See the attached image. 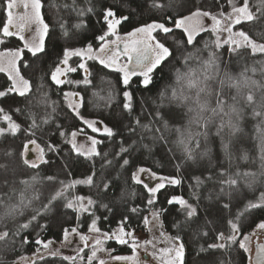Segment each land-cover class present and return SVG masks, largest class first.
<instances>
[{
	"label": "snow or ice",
	"instance_id": "obj_1",
	"mask_svg": "<svg viewBox=\"0 0 264 264\" xmlns=\"http://www.w3.org/2000/svg\"><path fill=\"white\" fill-rule=\"evenodd\" d=\"M231 11L225 14L223 11L214 14L208 10L196 8L194 11L182 4L181 0H121L120 4L106 5L99 13L106 31L103 34L94 37L100 41L98 48L93 49L92 44H87L82 48H64L61 50L62 59L55 63L54 70L47 71L49 56L46 48V37L49 36V25L44 22L41 13L43 7L41 0H3V11L6 15V20L0 24V45L6 44L11 38H16L22 42V47L7 48L0 50V72L7 74V82L0 85V105H5L8 108L13 107L16 97L28 98L32 92V84L29 79H26L20 73L19 61L22 60L24 51L30 53L31 64L25 62V67H30L33 72H41L43 75L54 82L56 85H62L66 81L61 77H66L68 73L77 71L76 67L69 65V59L72 56L83 59L87 56L88 59H96L105 67L114 68L122 73L123 101L122 112L125 115L132 113L133 109V92L129 90L133 77H140V85L143 88H148L153 83V73L164 65L165 61L171 63V60L177 59L172 49L166 46L165 42L157 38L160 34L165 40L168 34H174L176 30H180L186 37L184 43L188 46L194 44L196 35L201 32L211 31L216 34V38L211 45L204 44L202 48H195L192 51L185 49L180 53L181 67L177 68L174 73V80L158 94L156 109L149 115L153 116V120L149 124H141L139 118L130 122L128 132L130 136H137L139 139L133 140L129 147L134 150L135 146H142L145 149H150V145L143 144L145 133L152 134V141H163L164 135L159 127H156L157 119L162 124L165 131L169 129L168 121H173L175 131L178 133L176 144L181 148V160L186 171H201L208 174L201 179V176L194 177L195 184L189 185L193 189L192 197L195 203H190L183 196H172L166 201L167 205L179 206L180 211L178 216L182 215L183 219L173 221V225L181 231L186 230V234L195 237H208L214 242L207 243L206 247L201 246L199 252L196 253L198 260L196 264H231L229 256L232 254L233 246H238L248 253V264H264V244L257 243L255 255H252L250 244V236L241 233V217L245 213L254 211L264 212V190L259 192V195L253 200H248L242 211L238 212L234 220H227V225L230 228L229 234L219 230V221L224 219L223 214L235 207V201H238L243 189L255 190L259 185L264 188V59L256 61L255 66L249 67L247 64L243 66L242 71L233 75L228 71V66L231 63L232 54L243 59L241 50H248L251 56L257 54L264 56V0H258V3L250 6L249 0H242L240 6H237L234 0H228ZM124 5H128L125 10ZM135 5V8L131 7ZM68 7V5H65ZM71 7L75 8L78 16H83L85 12H93V7L79 9L76 7L75 0ZM145 7L159 9L163 15L159 19H153L150 23H142L134 27L132 31L126 35L129 38L122 42L121 36L118 34V26L128 22ZM253 7L255 10H253ZM22 9V12H17ZM179 9V11H177ZM171 10V14L169 11ZM185 12L187 14H185ZM204 18L211 21L210 27H206L203 23ZM195 20V25L191 22ZM226 21V23H222ZM37 26V36L26 38L25 31H31L30 25ZM243 25L237 31L233 29ZM83 27V23L77 24L74 28ZM252 32L257 39L253 38ZM226 33V37L221 39V34ZM65 35L69 39L72 38L65 29ZM75 35V33H73ZM109 37L115 39L109 40ZM228 46V58L222 59L218 54V50ZM98 53L93 55V53ZM206 53V56H205ZM171 58V59H170ZM123 60V63L121 62ZM79 69L87 72L84 63L78 65ZM259 78H256V77ZM43 79V76L41 77ZM89 83L87 79L84 81ZM68 83H73L68 81ZM78 83V82H76ZM235 94H231L232 90ZM65 98L72 97L75 103L69 105L71 113L75 117H79L84 125L93 133L102 134L108 138L117 136L114 127L104 124L103 121H94L83 119L80 116L78 107L82 106L83 98L77 92L65 93ZM111 97H109L110 99ZM214 101V106H213ZM166 102V103H165ZM15 111L21 115L25 113L16 108ZM0 119L6 122V126L0 127V139L7 140L8 138L20 139L19 145L4 151L0 154V170L5 173L14 172L16 166H23L32 170L41 169V167H55L59 172L66 176H71L73 170L86 167L88 172L83 175V178H75L70 180H59L56 174L48 175L43 179L59 184V188L55 195L52 196L41 209L35 210L34 214L24 223H20L14 230L5 226L4 230L0 231V241H9L12 244L16 243L17 237H21V233L28 230L30 227L35 230L39 228L42 231L49 225L41 223L40 220L47 221L49 218L53 220L62 210H71L73 213L89 214L95 216V210L100 206V203L105 198H110L113 194V181L107 179L104 175V170L109 166L123 167L129 164V159L125 158L130 155L129 148L124 147L121 140L120 150L114 154L115 157H120V160L114 161L107 159L108 154L98 150L97 145L103 143L102 140H97L95 137H86L90 141L88 147L77 143V136L83 133V129L65 132L60 127H56L53 135L65 137L64 143L68 145L67 152L64 151L59 144L49 141H40L36 139L37 130L41 135H46L47 132L37 124L34 116L31 113L26 115L22 127L20 123L13 120L12 115L8 114L5 107L0 106ZM51 114H49L50 116ZM250 116L257 123L255 128L261 134V164L258 171H237L229 173L225 169L218 170V175L221 179H214L212 169L215 167L210 161V149L207 147L211 128H215L214 135L220 138L221 146L225 157H230L229 142L225 141V135L231 138L238 137L242 132V122L245 117ZM117 123L122 126V118H118ZM133 123L139 126L133 127ZM42 124H49V118H45ZM97 125H100L99 127ZM197 129L193 131V129ZM48 131H52L51 128ZM18 134H20L18 136ZM201 139L205 141V148L201 149ZM101 158L100 174L97 175L96 159ZM247 159V157H244ZM208 159V163L204 161ZM180 168L181 165H177ZM142 176H147L148 181H157L150 186L149 182L142 179ZM132 178L136 184L142 185L149 193L148 205L155 204L156 194L168 185H180L182 179L179 176H159L150 168L139 167L135 173H132ZM36 179L35 176L32 178ZM7 179L4 183L7 184ZM208 182L213 187L208 191L206 197H202L199 189L205 186ZM28 184V181H23ZM87 186L96 189V198L86 194H76L73 190L77 186ZM243 186V187H242ZM123 194H121V199ZM30 201H26L23 193L20 196L19 202L16 205H4L3 213L0 218L14 217L23 215V208L27 207ZM108 210H111L108 204H103ZM132 213L138 211L137 208L130 209ZM166 211L161 208L158 212L152 213V219L155 221V226L161 229V236H164L163 224L160 223V216ZM127 222L125 216L121 220V225ZM144 224L149 225L150 221L147 217L143 218ZM203 229H208L204 231ZM256 229L260 233H264V220H261ZM63 242L71 244L70 237L76 236L83 247L77 246L75 256H65L64 260L70 261L71 264H76L77 258L84 260L82 253L84 248L88 247V237L81 234L78 228H62ZM89 232L96 233L97 238L95 245L91 248L90 255L87 256V264H108L106 259L97 255L100 251H105L103 248L106 240L115 239L119 244H129V239L132 237V232L125 231L121 226L118 232H101L96 226V220L93 219L89 227ZM256 233L253 232L252 235ZM242 237V238H241ZM169 247L156 249L152 241H145L143 245L137 244L135 241L131 243L133 256L112 255L114 250H106L109 258L113 262L135 261V264H140L139 258L136 255L137 248L142 247L153 261H158L159 264H185V243L180 235L174 237H166ZM21 243H29L27 235L21 237ZM54 241H41L37 239L35 244L47 251V254L52 256L57 255V252L50 250V245ZM148 245H152V251H149ZM225 251L227 255H225ZM37 256L40 259L44 258V254L37 248ZM223 257V258H221ZM28 264H35V261L29 260ZM147 264V261L144 262Z\"/></svg>",
	"mask_w": 264,
	"mask_h": 264
},
{
	"label": "trees",
	"instance_id": "obj_2",
	"mask_svg": "<svg viewBox=\"0 0 264 264\" xmlns=\"http://www.w3.org/2000/svg\"><path fill=\"white\" fill-rule=\"evenodd\" d=\"M42 9L41 13L44 18V22L49 25V36L46 37L45 43L49 56L47 71L54 70L55 63H58L62 59L61 50L64 48H82L87 44H92L93 48H98L100 41L94 39V37L103 34L106 31L105 25L99 15L101 10L106 5L120 4L121 0H75L76 7L79 9H86L93 7V12H85L83 16H78L75 8L71 7L73 0H41ZM152 0H149V4ZM167 3V0H164ZM187 8L195 10L201 8L202 10H208L213 13H219L223 11L228 13L231 7L228 0H181ZM237 6H240L242 0H234ZM250 6L258 3V0H249ZM68 5V7H65ZM135 8V5H131ZM127 10L128 5H124ZM253 10L255 8L253 7ZM171 14V10H167ZM179 11V9H177ZM185 14H187L185 12ZM163 15V12L159 9H152L145 7L138 12V14L132 19L131 23L125 22L118 26V34H127L132 31L134 27L139 26L142 23H150L153 19H159ZM6 15L3 11V0H0V24L5 22ZM83 23V27L76 29L75 25ZM243 25L236 26V29L242 28ZM65 29L70 36L65 35ZM75 33V35H73ZM254 39L258 42H262L252 32ZM157 38L166 43V46L173 50L177 59L171 60V63L165 61L164 65L158 68L153 73V83L148 88H143L140 85V77H133L129 90L133 92V111L129 115H125L122 112L123 101V84L122 73L116 71L114 68L105 67L101 65L98 60L94 59L88 62L87 69L89 77L85 78L80 71L74 73V78L79 80V84L75 87V90L83 98L82 106L78 111L83 119L103 121L104 124L114 127L117 132V136L108 138L104 135H99L100 140L103 143L98 145V150L102 153H107V159H111L116 163V160H120V157H115L114 154L120 150L121 140H123L124 147L129 148L130 155H126L125 158L129 159V164L123 167L109 166L104 170V175L107 179L113 181V194L110 198H105L100 203V206L95 210V216H91L87 213L79 214L73 213L71 210H62L60 214L53 220L49 218L47 221L41 219V223H47L49 226L43 231L39 228L33 230L30 227L25 232L21 233V237L28 236L29 243L23 244L20 242L21 237H17L16 243L12 244L9 241H0V264H28L29 260L35 261V264H71L70 261H66L63 257L69 254L52 256L47 254V251L42 247L35 244L37 239L41 241H54L53 244H59L63 241L62 228H78V231L85 234L92 223V220H96V226L101 232H114L117 228L123 226L125 230H133L137 232L145 231L146 225L143 222V218L146 217L150 211H160L161 208L166 211L160 216L165 231L172 237L177 234L181 236L182 241L185 243V264H196L201 246L206 247L207 243L214 242L211 238V234L208 237H193L186 234L185 231L178 230L173 221H179L183 219V216H178L180 211L179 206H170L166 204V201L172 196H183L188 199L190 203H195L192 197L193 189L189 185L195 184L194 177L201 176L203 179L208 173L201 171H186L181 160V148L177 146L176 141L178 139V133L175 131V125L173 121H168L169 129L165 131L162 124L157 119L156 127L161 129L164 135L166 143L163 141H152V134L145 133V139L143 144L150 145V151L142 146H135L134 150L129 147L133 140L139 139L137 136H130L128 132V125L130 122L139 118L141 124H149L153 120V116L149 115L153 113L159 103L157 97L158 94L170 85L174 80V73L177 68L181 67V61L179 59L180 53L185 49L192 51L195 48H202L204 44L211 45L215 40V37L211 31L201 32L195 36L194 44L188 46L184 43L186 37L180 31L176 30L174 34H168L166 40L157 34ZM129 39V38H128ZM127 39V40H128ZM4 47L16 48L22 47V42L16 38L9 39L6 44L0 45L2 50ZM218 54L222 59H227L229 56L228 46L218 50ZM243 59L238 58L232 54L231 63L228 66V71L233 75L242 71L243 66L247 64L249 67L255 66V62L264 59V56L257 54L251 56L248 50H241ZM206 56V53H205ZM30 53L27 50L24 51L23 58L19 62L20 73L26 79H29L32 84V92L26 99L24 97H16L12 108L5 107L8 114L12 115L13 120L20 123L22 127H26L24 120L28 113H31L37 124L47 132L46 135H41V132L37 130L36 139L38 142L44 140L52 143L59 144L65 152L68 150V145L64 143L65 137L58 135L54 136L53 132L56 127H60L65 132L73 130L83 129V133H88L89 129L84 125L79 117H75L71 113V108L66 102L65 93L67 87L56 85L52 82L48 76L43 75L41 72H33L30 67H25V62L31 64ZM171 59V58H170ZM43 76V79L41 78ZM256 78H259L258 76ZM85 79L89 83H85ZM7 82V74L0 72V85ZM69 89V88H68ZM231 94H235L233 89ZM109 97H111L109 99ZM166 103V102H165ZM214 106V101H213ZM16 108L21 109L25 115H21L15 111ZM49 114H51L49 116ZM2 115V114H0ZM49 118V124H42L45 118ZM118 118H122L123 125L120 126L117 123ZM256 121L251 119L250 116L245 117L242 122L243 132L235 138H231L225 135V141L229 142L230 157H225L224 151L221 146L220 138L214 135L215 128L212 127L207 147L210 149V161L215 167L212 169L214 179L219 180L218 170L225 169L229 173H235L237 171H258L261 164V134H259L255 128ZM5 121L0 119V126H4ZM99 126V125H98ZM133 127L139 126L133 123ZM51 128L52 131H48ZM197 129H193L196 131ZM20 134H18L19 136ZM20 139L8 138L7 140L0 139V154L8 149L19 145ZM205 148V141L201 139V149ZM247 157L245 159L244 157ZM2 159V157H0ZM96 159L97 175L100 174V165L102 163L101 158ZM208 163V159L204 161ZM177 165H181L177 168ZM139 167L150 168L156 172L159 176H179L182 179L180 185H168L164 189H161L157 194L154 205H148L149 193L144 189L142 185L136 184L132 178V173H135ZM88 172L86 167H80L73 170L71 176H66L55 167H41L38 170H32L23 166H16L14 172L5 173L0 170V216L3 213L4 205H16L19 202L20 196L23 193L26 201H30L27 207L23 208V215L14 217L0 218V231L4 230L5 226L9 229H15L20 223L26 222L34 214L35 210L41 209L42 206L48 202V200L55 195L56 191L60 187L59 184H53L44 177L48 175L56 174L59 180H70L75 178H83V175ZM33 176L36 177L33 180ZM147 182V176H142ZM7 179V184L4 183ZM28 181V184L23 183ZM157 183V181H150V186ZM212 185L205 182V186L201 187L198 191L202 197H206L208 191L212 189ZM243 187V186H242ZM264 190L259 185L255 190L243 189L238 201H235V207L226 211L223 216L224 219L219 221V230L225 231V234H229L230 228L227 225V220H234L236 214L243 210L248 200H253L259 195V192ZM76 194L91 195L96 198V189L89 188L87 186H77L73 190ZM121 194L123 198L121 199ZM103 204H108L111 210L103 207ZM137 208L136 213H132L130 209ZM127 217V222L121 225V220ZM264 220V212L254 211L252 213H245L244 217H241V233L243 235L252 233L256 230V225ZM207 231L208 229H203ZM52 244V245H53ZM54 246V245H53ZM40 248V252L44 254V258L40 259L37 256V248ZM105 247L107 249L114 250V254L127 255L132 252V248L128 244H119L116 240H106ZM52 248V247H51ZM87 251H85L86 253ZM225 255L227 252L225 251ZM223 258V257H221ZM231 264H248V253L243 249H239L238 246H233L232 254L229 256ZM77 264V261H76Z\"/></svg>",
	"mask_w": 264,
	"mask_h": 264
},
{
	"label": "rangeland",
	"instance_id": "obj_3",
	"mask_svg": "<svg viewBox=\"0 0 264 264\" xmlns=\"http://www.w3.org/2000/svg\"><path fill=\"white\" fill-rule=\"evenodd\" d=\"M22 11H23L22 9H18L17 10L18 13L22 12ZM225 14H227V13H225ZM191 23L193 25H195L196 22H195V20H193ZM203 23H204V25L206 27H210V25H211V21L208 18H204ZM222 23H226V21H222ZM30 27H31V31L27 30V27H26V31H25L26 38H31V37H34V36L38 35V33L36 31L37 26L35 24H32V25H30ZM237 30L238 29H236V27L233 29V31H237ZM119 35L121 36V40H127L128 39L126 34H119ZM213 35L216 38V34L213 33ZM226 35H227L226 33H222L221 34V39L226 37ZM108 39L112 40V39H115V38L114 37H109ZM93 49H96V48H93ZM97 54L98 53H95V52L93 53V55H97ZM91 60H94V59H88L87 56H85L83 59H81L80 57L72 56L69 59V65L72 66V67H76L77 71H80L83 74V72H85V71L83 69H79L78 65L82 62V63L85 64V67L87 69L88 68L87 64ZM121 62L123 63V60H121ZM74 73H68V75L66 77H61L62 79L64 78V80L66 81L64 84H62V85H66V87H67L66 93H68V92H77L75 90V87L79 84L80 81L73 77ZM68 81H72L73 83H68ZM76 82H78V83H76ZM66 102H67L68 105H70L72 103H75V101H74V99L72 97H68L66 99ZM79 107H78V109H79ZM4 126H6V122H5ZM0 127H3V125H1ZM99 135H101V134L93 133L89 129L88 133H80V134H78L77 143L84 145V147H88L90 145V141L86 137L91 136V137H95L97 140H100ZM98 145H97V148H98ZM153 212H156V211H150L149 214L146 216L149 219L150 223H149V225H147L145 227V231L137 232V231H133V230H128V231L132 232V237H130V238L129 237H125L126 239H129V244L128 245L131 246V243L133 241H135L139 245H143L145 241H152L155 244L156 249L169 247V243H168L166 237H172V236L165 231L164 227H163L164 236H161V229L158 226H155V221H153V219H152V213ZM160 223H162L161 218H160ZM119 228H117L114 232H118ZM125 231L128 232L127 230H125ZM253 232H255L256 234L252 235ZM253 232L249 233V234H246V235L250 236V244H249V246L252 248V255H253V252H254V240H255V238L256 237H260V238L264 239V233H260L257 229L255 231H253ZM83 235L88 237V239H87L88 247L84 248V252L82 253V255L84 256L85 259L84 260H80L79 258H77V264H87V256L90 255L91 248L95 245V240H96L98 234L91 233L88 230ZM70 239H71V244H66V243H64L62 241L59 244H56V245L53 244L54 246L50 245L49 246L50 250L57 252V254H59V255L69 254L68 256H75L76 255L77 246L83 247V242H81L79 240V238L76 237V236H72V237H70ZM112 240H115V239H112ZM103 248L105 249V251H100V252L97 253V255L99 257L103 258V259H106L108 261V264L114 263L109 258L108 254H107L106 250H109V249H107L105 247V242H104ZM148 249H149V251H152V245H148ZM85 251H87V252L85 253ZM112 255H117V254H114V251H113ZM136 255L139 258L140 264H144L145 261H147V264H159L158 261H153L152 257L149 256L147 253H145V251H144V249L142 247L137 248ZM144 255H147L148 258H145ZM123 256H133V250H132V252L130 254L123 255ZM129 262H132V264H135V261H129ZM93 264H96V262L93 261Z\"/></svg>",
	"mask_w": 264,
	"mask_h": 264
},
{
	"label": "water",
	"instance_id": "obj_4",
	"mask_svg": "<svg viewBox=\"0 0 264 264\" xmlns=\"http://www.w3.org/2000/svg\"><path fill=\"white\" fill-rule=\"evenodd\" d=\"M123 41H127V40H121V46H122V42ZM86 76H88V69H87V72H85ZM257 243H262L264 244V239L263 238H260V237H256L255 240H254V252H253V257L255 255V250H256V244ZM115 264H128V263H125V262H118V263H115Z\"/></svg>",
	"mask_w": 264,
	"mask_h": 264
},
{
	"label": "flooded vegetation",
	"instance_id": "obj_5",
	"mask_svg": "<svg viewBox=\"0 0 264 264\" xmlns=\"http://www.w3.org/2000/svg\"><path fill=\"white\" fill-rule=\"evenodd\" d=\"M83 75H84L85 78H88V77H89V72H88V76H86L85 72H83ZM63 79H64V78H63ZM61 86H65V87H66V85H61ZM144 257H145V258H148L147 255H144ZM115 263H118V262H114V263H112V264H115ZM125 263L132 264V262H129V261H126Z\"/></svg>",
	"mask_w": 264,
	"mask_h": 264
}]
</instances>
